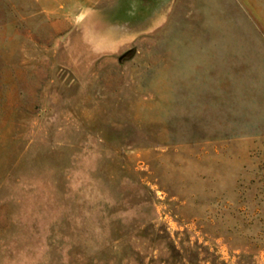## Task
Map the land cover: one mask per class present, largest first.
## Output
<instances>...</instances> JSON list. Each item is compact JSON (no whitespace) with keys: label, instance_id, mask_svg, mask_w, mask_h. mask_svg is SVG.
<instances>
[{"label":"rangeland","instance_id":"obj_1","mask_svg":"<svg viewBox=\"0 0 264 264\" xmlns=\"http://www.w3.org/2000/svg\"><path fill=\"white\" fill-rule=\"evenodd\" d=\"M0 264H264V0H0Z\"/></svg>","mask_w":264,"mask_h":264},{"label":"crops","instance_id":"obj_2","mask_svg":"<svg viewBox=\"0 0 264 264\" xmlns=\"http://www.w3.org/2000/svg\"><path fill=\"white\" fill-rule=\"evenodd\" d=\"M65 20H69V21H72L73 20V18H68V17H65L64 18ZM72 24V23H71ZM73 25H75V24H73ZM170 68H169V70L170 71H172V70H176L173 66H169ZM168 70V71H169ZM157 78H158V82H157V86L159 87V88H161V89H163V90H165L166 92H170V85H168V84H170L171 83V78H173L174 76L170 73V72H168V73H164V72H162V71H160V72H157ZM167 95V94H166ZM162 100H164V97H162ZM169 105V104H168Z\"/></svg>","mask_w":264,"mask_h":264}]
</instances>
